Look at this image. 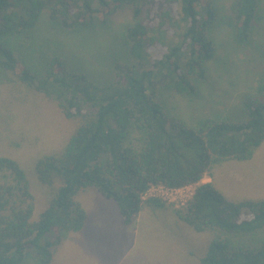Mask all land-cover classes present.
I'll return each mask as SVG.
<instances>
[{
    "label": "trees",
    "instance_id": "trees-1",
    "mask_svg": "<svg viewBox=\"0 0 264 264\" xmlns=\"http://www.w3.org/2000/svg\"><path fill=\"white\" fill-rule=\"evenodd\" d=\"M262 1L231 0L220 15L214 0H0L1 82L10 74L77 122L62 151L35 164L39 182L54 190L36 220L24 171L0 157V264H24L29 253L50 264L67 234L83 227L75 196L87 189L112 200L129 226L144 205L165 206L144 198L149 187L191 185L176 216L196 232L218 233L199 262L264 264V199H230L212 182L201 183L223 162L251 159L264 142V75L236 113L196 124L172 113L162 97L165 90L196 97L216 54L215 26L228 27L237 44L249 43ZM44 12L69 30L130 16L107 81L73 70L53 50L29 63L30 35Z\"/></svg>",
    "mask_w": 264,
    "mask_h": 264
},
{
    "label": "rangeland",
    "instance_id": "rangeland-1",
    "mask_svg": "<svg viewBox=\"0 0 264 264\" xmlns=\"http://www.w3.org/2000/svg\"><path fill=\"white\" fill-rule=\"evenodd\" d=\"M230 2L214 0L220 15L228 12ZM259 7L250 41L245 45L233 40L228 27L215 26L212 37L216 54L196 97L162 92L172 113L185 123L233 115L243 98L256 91L264 75L263 1ZM129 20L125 13L115 16L107 26L69 30L44 12L30 35L29 63L36 62L44 50H53L62 53L73 70L84 72L98 83L105 82L111 76V66L120 58L122 34ZM7 77L10 81L1 82L0 75V157L13 159L24 171L33 197L32 219L36 220L54 190L39 182L35 164L46 155H58L77 122L65 118L51 99L10 74ZM206 182H212L230 199H264V142L251 159L226 161L214 167L201 180ZM185 194L188 192L182 194L183 199ZM75 200L85 212L83 227L67 234L54 250L50 264H201L199 259L208 243L218 236L213 230L196 232L182 222L175 211L184 205L164 202L165 206L155 211L144 205L132 224L122 226L112 200L93 189L78 193ZM242 239L230 237L232 241ZM24 264L38 263L29 253Z\"/></svg>",
    "mask_w": 264,
    "mask_h": 264
},
{
    "label": "built area",
    "instance_id": "built-area-1",
    "mask_svg": "<svg viewBox=\"0 0 264 264\" xmlns=\"http://www.w3.org/2000/svg\"><path fill=\"white\" fill-rule=\"evenodd\" d=\"M193 186V185H191ZM191 186H186L182 188H168L164 186H151L147 190L144 198H156L160 199L161 201L170 203V204H178V205H185V203L190 199L193 191H190ZM184 192H188L185 194V198L183 199L182 194Z\"/></svg>",
    "mask_w": 264,
    "mask_h": 264
}]
</instances>
